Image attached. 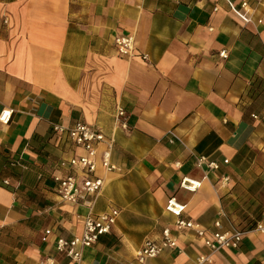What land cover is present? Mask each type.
I'll use <instances>...</instances> for the list:
<instances>
[{
  "label": "crops",
  "instance_id": "1",
  "mask_svg": "<svg viewBox=\"0 0 264 264\" xmlns=\"http://www.w3.org/2000/svg\"><path fill=\"white\" fill-rule=\"evenodd\" d=\"M126 35L136 39L132 59L115 46ZM119 107L128 130L116 124ZM5 110L13 114L0 124V264H137L166 228L179 248L146 264H196L208 250L194 232L175 230L171 200L210 232L218 221L249 230L264 212V26L244 23L226 0H0ZM79 122L114 141L119 170L105 174L98 159L105 185L94 211L121 215L75 262L56 242L80 236L89 210L62 202L53 178L82 180L62 164L84 151L54 126ZM201 156L220 169L198 167ZM186 179L200 187L184 189ZM210 264H264V235L248 234Z\"/></svg>",
  "mask_w": 264,
  "mask_h": 264
},
{
  "label": "built area",
  "instance_id": "2",
  "mask_svg": "<svg viewBox=\"0 0 264 264\" xmlns=\"http://www.w3.org/2000/svg\"><path fill=\"white\" fill-rule=\"evenodd\" d=\"M226 1L230 11L244 23L264 26V0H240L238 4L231 0ZM215 11H217V8ZM115 46L121 57L132 59L136 56L137 43L134 36L126 35L116 38ZM221 57L227 59L228 54L222 52ZM143 59L147 60V57L143 56ZM12 114L13 112L10 110L3 111L0 115V124L9 125ZM253 117L257 119L256 116ZM115 120L116 124L122 129H129V117L124 108L119 107L117 109ZM54 131L57 135L68 134L70 140L84 151V155L73 157L62 164L64 167L83 172L82 180L76 176H69L63 179L60 177L53 178L54 182L59 185V196L62 202L81 205L89 210L84 219L83 232L80 236H75L72 239L60 237L56 242V250L59 254L65 255L75 262H80L85 250L91 249L100 243L103 237L113 234L114 227L117 225L121 215V211L118 208H112L105 214H95L94 211L96 200L105 185L104 178L95 176L98 168V159H100L105 174L119 170L112 161L114 141L107 139L102 132L80 122L70 128L56 125L54 126ZM171 135L172 144L176 141H181L174 133H171ZM102 146H105V149L100 155ZM196 162L198 167H206L210 171L220 169L218 163L210 161L205 156L197 157ZM228 163V161H225V164ZM230 181L229 177H223L221 179L222 187H226ZM5 184L9 185V182H5ZM182 187L188 191L195 192L200 187V183L186 179L182 183ZM167 210L178 218L175 224L176 231L194 232L207 248L208 253L201 255L197 259L196 264H210L214 255L225 250H239L248 234L264 235V212L249 230H222V224L218 221L215 224V230L210 232L192 220L183 219L182 213L185 207L178 205L175 199L169 202ZM173 232L171 228H166L163 230L160 241H146L142 249L137 253V264H146L149 260L160 257L167 250L178 249V242ZM46 234L50 235L51 232L48 231ZM50 261L48 260V262Z\"/></svg>",
  "mask_w": 264,
  "mask_h": 264
}]
</instances>
